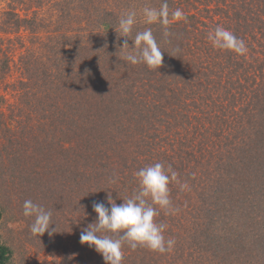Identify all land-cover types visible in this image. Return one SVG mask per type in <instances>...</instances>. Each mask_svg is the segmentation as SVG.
<instances>
[{
	"label": "trees",
	"instance_id": "trees-1",
	"mask_svg": "<svg viewBox=\"0 0 264 264\" xmlns=\"http://www.w3.org/2000/svg\"><path fill=\"white\" fill-rule=\"evenodd\" d=\"M31 1L54 14L14 8L2 25L33 35L20 89L37 125L0 151V223L8 202L23 212L31 199L53 213L55 231L42 236L64 251L61 264H105L80 240L97 218L93 202L122 203L138 188L134 173L159 162L190 186L170 184L180 211L156 218L176 244L163 254L125 244L122 264H264V0H167L188 18L172 21L167 39L142 15L163 0ZM127 10L137 12L131 38L151 28L164 50L158 69L121 58L124 40L133 46L115 30ZM217 24L244 40L245 55L212 46ZM15 253L0 233V264Z\"/></svg>",
	"mask_w": 264,
	"mask_h": 264
},
{
	"label": "clouds",
	"instance_id": "clouds-1",
	"mask_svg": "<svg viewBox=\"0 0 264 264\" xmlns=\"http://www.w3.org/2000/svg\"><path fill=\"white\" fill-rule=\"evenodd\" d=\"M144 22L160 24L165 39L172 33L169 25L172 21H186L188 18L182 9L170 10L167 0L159 8L145 6L142 9ZM137 23L136 10H127L120 17L116 32L120 37L133 41L129 46L127 39L120 46L122 59L132 65L143 63L150 69H158L163 63V51L151 28L135 33L131 38L133 28ZM208 39L214 48L233 51L238 55L247 53V45L232 30L217 24L209 33ZM179 51V48L176 49ZM138 188L123 202L117 204L112 196L104 202H93V211L97 214L95 222L90 223L80 235L81 243L94 246L105 264H122L125 244L131 249L144 247L161 254L173 251L176 244L174 238H166L167 224L158 222L157 217L163 211L165 215H176L180 209L173 204L170 184H179L180 191L190 190L189 184L181 182L178 173L171 165L165 167L162 163H154L139 168L135 173ZM118 176L113 173L109 183H116ZM23 215L34 217L30 225L31 234L42 236L46 231L51 234L56 225L52 220L53 213L43 205L27 199L23 202ZM55 225L54 229L50 228Z\"/></svg>",
	"mask_w": 264,
	"mask_h": 264
},
{
	"label": "rangeland",
	"instance_id": "rangeland-1",
	"mask_svg": "<svg viewBox=\"0 0 264 264\" xmlns=\"http://www.w3.org/2000/svg\"><path fill=\"white\" fill-rule=\"evenodd\" d=\"M14 8L21 17L29 18L34 15V11L38 13V16L46 18L54 14L53 8L48 4L42 8H35L31 0H0V151L4 153L6 144L10 146L12 141L13 144L17 143L22 127L28 131L30 124L35 121L33 120L35 117L30 118L33 107L35 108L34 101L30 103L29 98L23 99V92L20 89V82L26 77L25 61L30 50L36 46L32 44L33 35L29 29L25 28H21L18 32L2 29L8 11ZM6 27L9 29L13 26L9 23ZM74 28H77V25ZM45 34L43 31L39 36L44 37ZM6 61L7 67H4ZM34 124L37 125V123ZM2 171L4 173V169L0 168V172ZM2 192L0 189V196H3ZM8 203L10 208L7 216L0 223V233L8 236L15 245L14 264H61L65 256L64 251L56 249L55 243L46 242L43 236L32 235L30 225L34 217H24L23 212L18 210L17 201ZM65 212L67 213L68 209ZM75 229L74 226L71 233L75 234ZM50 244L53 245V249Z\"/></svg>",
	"mask_w": 264,
	"mask_h": 264
}]
</instances>
